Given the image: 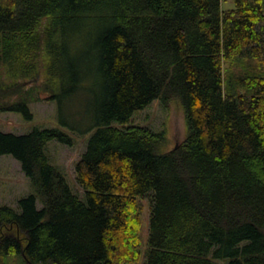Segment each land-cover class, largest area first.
Instances as JSON below:
<instances>
[{"label":"trees","instance_id":"1","mask_svg":"<svg viewBox=\"0 0 264 264\" xmlns=\"http://www.w3.org/2000/svg\"><path fill=\"white\" fill-rule=\"evenodd\" d=\"M233 3L0 0V111L34 120L43 98L26 84L40 79L61 106L88 88L93 109L81 132L73 113V126L0 132L36 192L0 205V264H137L141 197L145 264H264V0ZM160 98L181 102L189 129L169 151L164 133L125 126ZM86 135L83 199L48 146Z\"/></svg>","mask_w":264,"mask_h":264},{"label":"rangeland","instance_id":"2","mask_svg":"<svg viewBox=\"0 0 264 264\" xmlns=\"http://www.w3.org/2000/svg\"><path fill=\"white\" fill-rule=\"evenodd\" d=\"M224 6L233 8V0H225ZM42 80L30 81L26 84L28 89H35L34 94L43 98L30 105L34 120L27 121L18 113L0 111V132L21 135L30 132L34 127L40 129L54 128L57 127L59 121L62 123L65 117H71L69 122L74 125L72 113L84 116L81 127L78 126L79 128H77L80 132L91 125L93 116L92 95H90L88 88L85 91L82 90L76 100L70 98L67 104L61 106L58 101L47 100L49 94L42 90L37 92L36 87H42ZM125 126L148 127L164 133L166 140L161 147L162 151H169L185 141L189 132L185 111L177 99L170 102L169 106H166L161 98L156 99L146 109L136 111ZM88 138L89 135L76 136L75 144L72 146L57 141L51 142L48 146V153L52 162L67 176L74 193L83 199L84 191L77 184L75 167L86 149ZM35 193V189L30 179L23 172L20 162L9 155L0 156V205H8L18 210L19 201ZM140 202L143 206L142 236L147 244L151 201L149 197H141ZM38 207L42 208L40 202H38ZM146 244L142 248V259L137 264H145L147 260Z\"/></svg>","mask_w":264,"mask_h":264}]
</instances>
